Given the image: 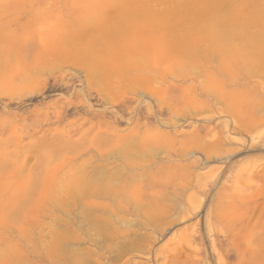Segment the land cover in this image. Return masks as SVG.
<instances>
[{
	"label": "rangeland",
	"instance_id": "obj_1",
	"mask_svg": "<svg viewBox=\"0 0 264 264\" xmlns=\"http://www.w3.org/2000/svg\"><path fill=\"white\" fill-rule=\"evenodd\" d=\"M0 264H264V0H0Z\"/></svg>",
	"mask_w": 264,
	"mask_h": 264
},
{
	"label": "bare ground",
	"instance_id": "obj_2",
	"mask_svg": "<svg viewBox=\"0 0 264 264\" xmlns=\"http://www.w3.org/2000/svg\"><path fill=\"white\" fill-rule=\"evenodd\" d=\"M247 28V27H246ZM246 31V30H245ZM249 31V30H248ZM255 32V31H254ZM115 33V32H114ZM117 33V32H116ZM257 33V32H256ZM257 35V34H256ZM121 36V35H120ZM251 36V35H249ZM246 38V37H245ZM256 38V36H255ZM254 38V39H255ZM246 40V39H245ZM263 42V41H262ZM261 42V43H262ZM231 44V43H230ZM109 50V48L104 49V51ZM89 52H86L84 55L82 54L81 56H79L78 60L81 61L86 67H91V68H103V66L106 63H110L111 62V58L107 57L108 59H106V57H100L97 53L100 52V49L97 46H89L88 48ZM107 50V51H108ZM111 50V48H110ZM236 52V51H235ZM234 52V53H235ZM228 53V52H227ZM241 53V52H240ZM244 53V52H243ZM233 54V53H232ZM231 54V55H232ZM250 55V54H249ZM248 55V56H249ZM257 55V54H256ZM253 56V55H252ZM250 57V56H249ZM236 121V120H235ZM213 243V241H212Z\"/></svg>",
	"mask_w": 264,
	"mask_h": 264
}]
</instances>
